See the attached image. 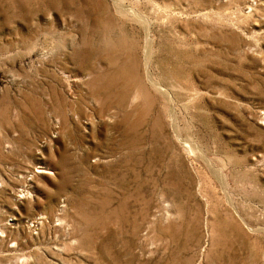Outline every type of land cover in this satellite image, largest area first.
Listing matches in <instances>:
<instances>
[{
	"label": "rangeland",
	"instance_id": "374dc122",
	"mask_svg": "<svg viewBox=\"0 0 264 264\" xmlns=\"http://www.w3.org/2000/svg\"><path fill=\"white\" fill-rule=\"evenodd\" d=\"M0 264H264V0H0Z\"/></svg>",
	"mask_w": 264,
	"mask_h": 264
}]
</instances>
